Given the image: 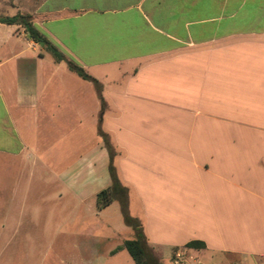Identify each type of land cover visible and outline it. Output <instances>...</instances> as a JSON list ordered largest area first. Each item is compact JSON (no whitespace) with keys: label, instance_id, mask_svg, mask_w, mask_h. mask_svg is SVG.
<instances>
[{"label":"crops","instance_id":"crops-1","mask_svg":"<svg viewBox=\"0 0 264 264\" xmlns=\"http://www.w3.org/2000/svg\"><path fill=\"white\" fill-rule=\"evenodd\" d=\"M18 15L102 90L0 23V258L70 230L134 264L112 166L162 264H264V0H0Z\"/></svg>","mask_w":264,"mask_h":264},{"label":"trees","instance_id":"trees-1","mask_svg":"<svg viewBox=\"0 0 264 264\" xmlns=\"http://www.w3.org/2000/svg\"><path fill=\"white\" fill-rule=\"evenodd\" d=\"M0 23L7 24H16L19 23L23 25L26 32L29 36L37 43H42L46 46L47 50L52 53L55 59L59 62H65L69 69L76 74H78L84 80L90 81L95 86L99 94H101L102 87L92 77L87 75L83 69L75 65L73 62L69 61L65 56L59 53L53 46H51L47 40L38 33L30 23V17L24 15H18L14 18H0ZM101 136L105 141L107 149L112 156L114 152L108 142V139L105 134L101 132ZM110 174L112 179V184L99 192L97 194V202L100 208H104L111 204L112 202H118L121 207V214L123 221L127 227H130L133 230L134 238L131 240H126L124 242V249L128 252L129 256L133 260L134 264H162L159 259L154 255L151 248L148 246L147 238L145 236L142 223L129 215L128 212V201H129V192L128 189L123 187L118 179L115 169L111 166ZM191 248H202L205 245L201 242H191L188 244Z\"/></svg>","mask_w":264,"mask_h":264},{"label":"rangeland","instance_id":"rangeland-1","mask_svg":"<svg viewBox=\"0 0 264 264\" xmlns=\"http://www.w3.org/2000/svg\"><path fill=\"white\" fill-rule=\"evenodd\" d=\"M68 220L69 225L75 223L74 216H69ZM68 232V237L64 235L52 242L42 241L39 238L41 234L36 233L39 239L29 247H4L1 249L0 264H93L91 252L82 253L75 237L70 236L74 233Z\"/></svg>","mask_w":264,"mask_h":264},{"label":"built area","instance_id":"built-area-1","mask_svg":"<svg viewBox=\"0 0 264 264\" xmlns=\"http://www.w3.org/2000/svg\"><path fill=\"white\" fill-rule=\"evenodd\" d=\"M173 264H189L184 250H178L173 257ZM196 264H200L199 262Z\"/></svg>","mask_w":264,"mask_h":264}]
</instances>
